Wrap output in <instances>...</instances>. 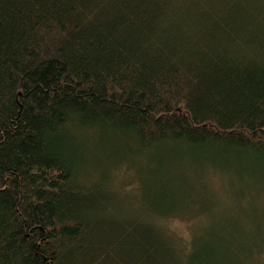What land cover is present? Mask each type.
<instances>
[{
	"label": "trees",
	"instance_id": "1",
	"mask_svg": "<svg viewBox=\"0 0 264 264\" xmlns=\"http://www.w3.org/2000/svg\"><path fill=\"white\" fill-rule=\"evenodd\" d=\"M107 134L156 168L148 209L108 181L124 145L83 172V140L105 149ZM240 168L239 218L198 229L220 208L205 176ZM257 200L264 0H0V264L264 262V216L242 218Z\"/></svg>",
	"mask_w": 264,
	"mask_h": 264
},
{
	"label": "rangeland",
	"instance_id": "2",
	"mask_svg": "<svg viewBox=\"0 0 264 264\" xmlns=\"http://www.w3.org/2000/svg\"><path fill=\"white\" fill-rule=\"evenodd\" d=\"M89 135V134H88ZM88 135L81 134L79 137H82L83 139L90 138L91 136L88 137ZM82 139V140H83ZM107 142L108 145L107 148L101 149L98 147L96 143L89 144V141H84V145L82 146L79 154L81 156V159L84 160V163L82 165V170L84 173H86L87 178H93V175L102 173L106 171V167L109 164L108 160L106 159V155L109 156V154H113L115 148V145L119 144L118 146L121 147V145H124L123 142H119L116 140L114 135L107 134ZM125 149L122 148H117L116 152L119 154V161L125 162L126 164L121 165L120 168L123 166L127 169L119 170L116 171L114 169V165L108 166V170L110 169V176L108 178V181H114L115 180V188H118L121 191L122 197L127 201L131 202L136 208H139V210H146L149 208L151 204V200L145 196L146 192L151 190V185L152 181L154 179L158 180L160 177H152L150 174L153 170H156V168L150 166V163L148 161L149 156H142L140 157L141 159L138 160L139 163L133 162V159L130 158V155L128 154L127 149L132 147V145L127 146L126 144L124 145ZM101 151V153H100ZM105 154V155H104ZM150 155V154H149ZM113 158V157H110ZM115 159V158H114ZM136 160V159H135ZM209 161V160H207ZM121 162V163H122ZM135 163V166L133 165ZM208 164V162H206ZM245 169L249 168V164L246 165ZM179 168V167H178ZM113 169V170H112ZM123 169V168H122ZM211 166H206L205 170L206 172L212 171ZM241 171H238V174L235 173V175H215L213 173L216 172H211L208 173L205 176V182L207 183V186L209 187L210 190L215 195V198L217 199V205L220 206V208L211 210L210 213L204 215L203 217H200L197 215L195 218H193L194 222L192 224L198 226L199 228H203L205 232H207L211 227L212 223L215 220H221L222 218H225V221H228L229 219H236L239 218V212L238 210H235L234 212H231V208L233 206V201L236 199L235 198V191L239 190V186L241 187L240 184H243L242 181L243 179L239 177L240 172L242 173L243 168H240ZM96 170L99 173L94 172ZM101 170V172H100ZM159 170V169H157ZM127 171V172H125ZM180 171V168L178 172ZM196 172H200L199 169H195ZM117 172V174H116ZM115 173V175H114ZM213 174V175H212ZM100 175V174H99ZM89 178V179H90ZM195 175L194 174H189L186 176V190L189 189V186H192L190 184H193L197 189L200 185V182L195 181ZM118 180V181H116ZM122 180V182H121ZM199 185V186H198ZM214 189V190H213ZM117 191V190H116ZM153 194L152 192H150ZM180 197H182L181 193H178ZM177 196V199H180V197ZM133 201V202H132ZM258 200L255 202L257 203ZM260 203V202H259ZM258 209L253 205H250L249 202L246 204L242 205V212L244 216L242 217L244 219V226L246 228H253L250 224L247 226V223L250 218H253L254 216L258 217L259 219L264 216V207H261L260 204H256ZM180 206V204H179ZM263 210V213L261 210ZM196 219V220H195ZM170 228L175 231L179 236L188 239L189 237V222H186L181 219H173L170 220L169 222ZM203 226V227H201ZM241 264H264L263 261L261 260H249V261H243Z\"/></svg>",
	"mask_w": 264,
	"mask_h": 264
}]
</instances>
